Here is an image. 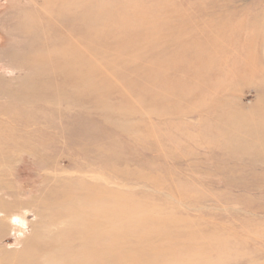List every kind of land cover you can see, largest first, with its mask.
I'll use <instances>...</instances> for the list:
<instances>
[{
    "label": "rangeland",
    "instance_id": "1",
    "mask_svg": "<svg viewBox=\"0 0 264 264\" xmlns=\"http://www.w3.org/2000/svg\"><path fill=\"white\" fill-rule=\"evenodd\" d=\"M0 264H264V0H0Z\"/></svg>",
    "mask_w": 264,
    "mask_h": 264
},
{
    "label": "bare ground",
    "instance_id": "2",
    "mask_svg": "<svg viewBox=\"0 0 264 264\" xmlns=\"http://www.w3.org/2000/svg\"><path fill=\"white\" fill-rule=\"evenodd\" d=\"M106 227V226H105Z\"/></svg>",
    "mask_w": 264,
    "mask_h": 264
}]
</instances>
